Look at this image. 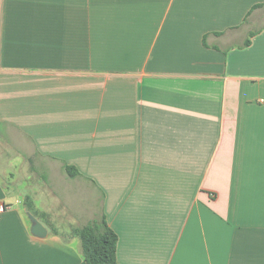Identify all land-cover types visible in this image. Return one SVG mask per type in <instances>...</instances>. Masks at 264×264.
Instances as JSON below:
<instances>
[{"label":"crops","instance_id":"1","mask_svg":"<svg viewBox=\"0 0 264 264\" xmlns=\"http://www.w3.org/2000/svg\"><path fill=\"white\" fill-rule=\"evenodd\" d=\"M0 201V264H264V0H0Z\"/></svg>","mask_w":264,"mask_h":264},{"label":"trees","instance_id":"2","mask_svg":"<svg viewBox=\"0 0 264 264\" xmlns=\"http://www.w3.org/2000/svg\"><path fill=\"white\" fill-rule=\"evenodd\" d=\"M249 40L246 41V44ZM68 176L80 174L74 165H66ZM27 205L31 204L26 201ZM71 234L80 239L83 259L86 264H118L116 258L117 234L108 225L106 216L72 229Z\"/></svg>","mask_w":264,"mask_h":264},{"label":"water","instance_id":"3","mask_svg":"<svg viewBox=\"0 0 264 264\" xmlns=\"http://www.w3.org/2000/svg\"><path fill=\"white\" fill-rule=\"evenodd\" d=\"M31 220V233L37 237H44L50 231V227L42 220L37 219L32 214H28Z\"/></svg>","mask_w":264,"mask_h":264},{"label":"built area","instance_id":"4","mask_svg":"<svg viewBox=\"0 0 264 264\" xmlns=\"http://www.w3.org/2000/svg\"><path fill=\"white\" fill-rule=\"evenodd\" d=\"M9 208V204L4 202V201H0V217L3 213H5Z\"/></svg>","mask_w":264,"mask_h":264}]
</instances>
